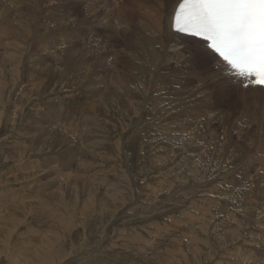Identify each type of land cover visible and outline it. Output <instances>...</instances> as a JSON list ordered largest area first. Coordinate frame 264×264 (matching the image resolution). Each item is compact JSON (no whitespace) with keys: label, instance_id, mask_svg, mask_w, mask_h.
Returning a JSON list of instances; mask_svg holds the SVG:
<instances>
[{"label":"rangeland","instance_id":"rangeland-1","mask_svg":"<svg viewBox=\"0 0 264 264\" xmlns=\"http://www.w3.org/2000/svg\"><path fill=\"white\" fill-rule=\"evenodd\" d=\"M157 2L0 0V264H249L263 247V153L233 82L151 39Z\"/></svg>","mask_w":264,"mask_h":264},{"label":"snow or ice","instance_id":"snow-or-ice-1","mask_svg":"<svg viewBox=\"0 0 264 264\" xmlns=\"http://www.w3.org/2000/svg\"><path fill=\"white\" fill-rule=\"evenodd\" d=\"M172 26L207 41L245 87L264 90V0H182Z\"/></svg>","mask_w":264,"mask_h":264},{"label":"bare ground","instance_id":"bare-ground-1","mask_svg":"<svg viewBox=\"0 0 264 264\" xmlns=\"http://www.w3.org/2000/svg\"><path fill=\"white\" fill-rule=\"evenodd\" d=\"M160 1V3H158V4H160L161 5V9L159 8V10H161L162 11V13L161 12H158L159 14L161 13V20H162V22L161 21H159V19L160 18H157V17H159V15H158V13H157V15L155 16V17H153V16H147V17H149V18H146V17H143L144 18V20L145 19H147L146 21L148 22L149 20L148 19H150L151 21H152V23H150V24H153V20H155V25L153 26V29H151V30H149V33L148 34H150V37H152L151 39H153V37H154V35L156 36L157 34H159L158 35V37L160 36V35H162V33H163V39L161 38V36L159 37V38H161L160 40H163L164 42H165V44H168L169 46L168 47H170V52L171 53H173V54H171L173 57H176V58H178V59H180V62L182 63V64H184V65H186L187 67H189V68H191V69H193L194 71L196 70V71H198V72H201L200 71V69H203L204 70V68L205 67H207L209 64H213V67H214V69H212V68H210V67H208V69H207V71H209V76L210 77H213V78H215L216 80H227V81H231V82H233V87H231L230 89H229V97H230V100H231V103L230 104H232L231 106H232V108H235L236 110H238L240 113H241V115L243 116V118L245 119V123H246V125H247V136H246V138H247V142H248V145H247V150L249 151V152H251L254 148H257L261 153H263V161H264V90H261V89H259V88H254V87H251V86H249V87H245V85L248 83L246 80H244L242 77H240V76H237V75H235L234 74V72L233 71H230L229 70V66L228 65H226L222 60H220V58L219 57H217L216 55H214L212 52H210V50L207 48V46H206V43L204 42V41H201V40H199V39H197V38H195V37H190V36H186V35H182V34H180V33H178V32H175V31H173L172 30V21H173V15H174V11H173V9H174V7L179 3V1L180 0H159ZM136 2H137V0H136ZM150 2V1H149ZM155 2L156 1H154V3L153 4H155ZM14 4V3H13ZM4 5H6V3L4 4ZM9 5V4H8ZM152 4H150V6H151ZM152 6H154V5H152ZM151 6V7H152ZM157 8H158V6L157 5H155ZM8 7V6H7ZM12 7V6H11ZM15 7H16V5H15ZM120 8V7H119ZM137 8V7H136ZM141 8V7H140ZM146 8H147V6H146ZM152 8H154V7H152ZM8 9V8H7ZM148 9V8H147ZM10 10V9H9ZM9 10H8V12H9ZM14 10V9H13ZM12 10V11H13ZM15 10H16V8H15ZM14 10V11H15ZM18 10V9H17ZM20 10V9H19ZM139 10H142V9H139ZM139 10H138V12H137V10H135L137 13H140L139 12ZM150 10H152V9H150ZM150 10H149V15H150ZM154 10V9H153ZM13 11V12H14ZM128 11H130V10H128ZM132 11V10H131ZM155 11V10H154ZM153 11V12H154ZM158 11V10H157ZM11 12V11H10ZM17 12V11H16ZM136 12H133L134 13V15L136 14ZM123 13V12H122ZM131 13V12H130ZM130 13H128L129 15H130ZM116 15H118L117 13H116ZM119 15H120V13H119ZM139 15V14H138ZM138 15H137V17H138ZM147 15V14H146ZM151 15H153V14H151ZM155 15V14H154ZM120 16H122V14L120 15ZM126 16H128L127 14H126ZM136 16V15H135ZM123 17H124V15H123ZM117 18V17H116ZM128 18H129V16H128ZM139 18V17H138ZM142 18V19H143ZM151 18H153V20L151 19ZM154 18H157V19H154ZM118 19V18H117ZM126 19V17L124 18V20ZM136 19V18H135ZM142 19H140V21L142 20ZM118 20H121V19H118ZM123 20V19H122ZM123 20V21H124ZM131 20H132V17H131ZM133 20H134V18H133ZM139 20V19H138ZM138 20H135L134 22L136 23V21H138ZM11 21V20H10ZM127 21H128V19H127ZM130 21V20H129ZM139 21V22H140ZM143 21V20H142ZM151 21H149V22H151ZM134 22H132L133 24H134ZM149 22H148V24H149ZM119 23H122V21L121 22H119ZM128 23V22H127ZM126 23V24H127ZM130 23H131V21H130ZM130 23H128V24H130ZM162 23V24H161ZM126 24H124V25H126ZM127 24V25H128ZM132 24V25H133ZM143 24V23H142ZM119 25V24H118ZM126 25V26H127ZM145 25V24H144ZM147 25V24H146ZM134 27L135 26H137L138 27V25H133ZM152 26V25H151ZM110 27H112V26H110ZM110 27H109V29H110ZM125 27V26H124ZM140 27V26H139ZM143 27V26H142ZM125 29V28H124ZM138 29H140V28H138ZM143 29V28H142ZM105 30H107V29H105ZM123 30V29H122ZM126 30V29H125ZM141 30V29H140ZM140 30H137L136 32H140ZM124 31V30H123ZM143 31V30H142ZM145 31H146V28H145ZM106 32H108V31H106ZM120 32H122V31H120ZM162 32V33H161ZM145 33V32H144ZM102 34V33H101ZM100 34V35H101ZM103 34H104V32H103ZM122 34V33H121ZM146 34H147V32H146ZM145 34V36H147ZM142 35V34H141ZM143 36H144V34H143ZM142 36V37H143ZM94 37V36H93ZM97 37H98V35H97ZM143 39H144V37H143ZM143 39H142V41H143ZM147 39V38H146ZM157 39V38H156ZM148 40V39H147ZM147 40H146V43H150V42H152V41H154V40H152V41H150L149 40V42H147ZM158 40V39H157ZM159 40V41H160ZM142 41H141V43H142ZM144 42H145V39H144ZM143 42V43H144ZM154 43H157L156 41H154ZM154 43H153V47L154 46H158V45H160L161 43H163L162 41H161V43L160 44H156V45H154ZM159 43V42H158ZM147 44V45H148ZM151 44V43H150ZM149 44V45H150ZM142 45V44H141ZM144 45V44H143ZM161 47H164V44H163V46L162 45H160ZM152 47V48H153ZM167 47V46H166ZM156 49L155 50H158L157 49V47H155ZM148 49H151V48H149L148 47ZM147 49V50H148ZM154 49V48H153ZM153 49H152V51H153ZM161 49V48H160ZM163 49V48H162ZM144 50H146V49H144ZM165 50H166V48H165ZM151 50H149V52L151 53L152 52ZM163 51H164V49H163ZM163 51H159V52H161V53H164ZM155 53H156V51H154ZM158 52V51H157ZM158 52V53H159ZM170 55V56H171ZM159 56H160V54H159ZM162 57H164L163 55H162ZM166 57V56H165ZM167 58V57H166ZM170 58V57H169ZM164 59V58H163ZM162 59V60H163ZM171 59V58H170ZM177 60V59H176ZM168 61V60H167ZM169 61H172V60H169ZM179 61V60H178ZM164 62V61H163ZM165 63H167L166 61H165ZM172 63V62H171ZM167 65V64H166ZM165 65V66H166ZM176 65V64H175ZM179 65V64H178ZM177 65V67H178V69L180 68L179 66ZM164 66V65H163ZM168 67V66H167ZM174 67V66H173ZM186 67V68H187ZM177 69V68H176ZM177 69V70H178ZM182 69H183V67H182ZM171 70V69H170ZM180 70V69H179ZM173 71V70H172ZM175 71V70H174ZM186 71V70H185ZM165 73H168V74H170L169 72H165ZM173 73V72H172ZM205 73V72H204ZM203 74V73H202ZM162 75V74H161ZM176 76H177V74H175ZM192 74L190 73V76H191ZM195 75V74H194ZM174 76V75H173ZM180 76V75H179ZM193 76V75H192ZM205 76V75H204ZM162 77V76H161ZM163 77H165L164 75H163ZM187 77V76H186ZM189 77V76H188ZM196 77V76H195ZM202 77V76H201ZM200 77V78H201ZM185 78V77H184ZM190 78V77H189ZM162 79V78H161ZM165 79V78H164ZM186 79V78H185ZM167 80V79H166ZM197 81H198V79H197ZM125 86V85H124ZM124 88V87H123ZM160 89V88H159ZM162 89V88H161ZM126 90V89H125ZM163 90V89H162ZM116 92V91H115ZM157 92V91H156ZM160 92V91H159ZM158 93V92H157ZM162 93V92H161ZM58 111V110H57ZM47 112V111H46ZM56 112V111H55ZM59 112V111H58ZM57 112V113H58ZM60 121H61V119H60ZM91 121V120H90ZM240 121V120H239ZM89 122V121H88ZM87 122V125L89 124ZM237 123H239V122H237ZM243 123V122H242ZM241 123V124H242ZM244 123V124H245ZM63 124V123H62ZM61 124V125H62ZM58 124H56V126H57ZM60 125V124H59ZM91 125V124H90ZM89 125V126H90ZM138 124H136V126H137ZM207 125V124H206ZM245 125V126H246ZM239 126V125H238ZM64 127V126H63ZM73 127V126H72ZM84 127V126H83ZM87 127V126H86ZM85 127V128H86ZM91 127V126H90ZM89 127V128H90ZM207 127V126H206ZM61 128H62V126H61ZM186 128V127H185ZM238 128H241V127H238ZM79 129H81L82 130V127L81 128H79ZM91 129H92V127H91ZM242 129V128H241ZM55 130V129H54ZM245 130V129H244ZM43 131H44V128H43ZM51 131V130H50ZM52 131H53V129H52ZM68 131V130H67ZM79 131V130H78ZM83 131V130H82ZM82 131H80L81 133H82ZM89 131H90V129H89ZM77 132V131H76ZM83 133H87L88 134V129H87V132L86 131H84ZM243 133V132H242ZM175 134V133H174ZM194 134V133H193ZM244 134V133H243ZM246 134V133H245ZM82 136H83V134H81ZM89 135V134H88ZM191 135V134H190ZM81 136V137H82ZM85 136V135H84ZM83 136V137H84ZM87 137V136H86ZM83 139V138H82ZM65 140V139H64ZM72 140V139H71ZM70 141V140H69ZM83 141V140H82ZM84 142V141H83ZM177 142V141H176ZM69 143V142H68ZM191 144H192V142H190ZM189 144V143H188ZM190 144V145H191ZM189 145V146H190ZM186 146V145H185ZM240 154V153H239ZM232 155H233V153H232ZM235 155V154H234ZM238 154H236V156H237ZM240 157H242V156H240ZM243 157H246L245 155L243 156ZM253 157V156H252ZM229 158V157H228ZM239 158V157H238ZM240 159V158H239ZM223 160V159H222ZM229 160V159H228ZM225 161H227V160H224V162ZM234 161V160H233ZM229 163H232V162H229ZM248 163H250L249 161H248ZM261 163V162H260ZM223 164V163H222ZM224 165V164H223ZM231 165V164H230ZM252 166L253 167H255V163H254V161L252 162ZM261 166V165H260ZM222 167V166H221ZM52 168V167H51ZM50 169V168H49ZM53 169V168H52ZM258 169V168H257ZM256 171V170H255ZM56 174V173H55ZM61 174V173H60ZM255 174V173H254ZM257 174H259V175H263L264 176V165L262 166V167H260L258 170H257ZM59 176V175H58ZM58 178V177H57ZM200 184H201V182H200ZM205 184V183H204ZM207 184V183H206ZM57 185V184H56ZM199 185V184H198ZM85 186H88V185H85ZM201 186V185H200ZM223 194H224V192H223ZM220 195V194H219ZM227 197L229 196V195H226ZM225 196V197H226ZM212 199H214V198H212ZM203 202V201H202ZM209 202V201H208ZM212 202V201H211ZM214 202H216L215 201V199H214ZM218 202V201H217ZM216 202V203H217ZM213 203V202H212ZM215 203V204H216ZM209 204H210V202H209ZM219 204V203H218ZM210 206H211V204H210ZM212 206H213V204H212ZM246 206V205H245ZM198 207H200L199 208V212H200V210H202L203 211V214H204V208L206 209V207L205 206H203L202 204L200 205V206H198ZM213 207H215V206H213ZM217 207V206H216ZM202 208V209H201ZM212 209V208H211ZM211 209H209V211L211 210ZM208 211V212H209ZM197 212V211H196ZM207 212V213H208ZM202 213H200V215H201ZM200 217V216H199ZM199 217H198V219H199ZM203 217H205V216H203ZM206 218V217H205ZM199 220H201L202 221V219L200 218ZM204 220V219H203ZM209 219H208V214H207V220H204V221H208ZM191 221H192V219H191ZM194 222V221H193ZM200 223V222H199ZM222 223V222H221ZM193 224V223H192ZM195 224V223H194ZM197 224V223H196ZM201 224V223H200ZM226 224H228V223H226ZM225 225V224H224ZM229 225V224H228ZM197 226H198V224H197ZM224 227V226H223ZM226 227V226H225ZM229 227V226H228ZM228 227H226V228H228ZM231 228H232V226H231ZM193 232V231H192ZM223 233H225L226 235H228V234H231L232 233V231H230L229 229H223ZM253 242H254V244H255V240H253ZM256 243H258V242H256ZM262 243H263V247L259 250V249H257L256 251H258V252H256V253H252V254H254V255H251V257H253V258H255L253 261H251V263H249V264H255L256 263V260H260V258L259 257H261V255H262V257L264 258V241H262ZM259 244H260V242H259ZM257 245V244H256ZM260 246V245H259ZM258 248V247H257ZM262 260V259H261ZM257 264H264V262L263 263H260V261H259V263H257Z\"/></svg>","mask_w":264,"mask_h":264}]
</instances>
